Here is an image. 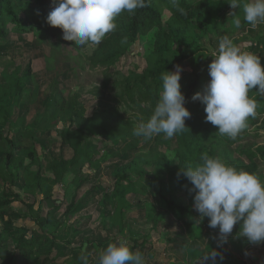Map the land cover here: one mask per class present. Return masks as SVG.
<instances>
[{"label":"rangeland","instance_id":"1","mask_svg":"<svg viewBox=\"0 0 264 264\" xmlns=\"http://www.w3.org/2000/svg\"><path fill=\"white\" fill-rule=\"evenodd\" d=\"M231 13L230 5L209 13L203 22L196 23L188 31V39L174 42L172 54L179 59L178 65L183 69L181 82L189 78L191 62L195 57L192 54L194 47L201 46L205 50L202 55H210L212 61L214 58L211 55L217 50L219 41L224 36L233 40L242 51L257 54L264 66V22L253 27L244 21L242 12L237 16L241 26L236 28L234 19L237 17H232ZM162 18L164 22L169 21V13L164 12ZM155 31L153 28L144 35H139L130 50L112 66H101L91 60L95 44L86 47L63 45L44 29L37 27L27 33L10 32L0 40V87L9 76H21L28 66L31 67V77L25 79L27 94L23 102L12 111L14 123L11 125V119L9 121L5 116L0 118V192L11 188L22 198V202L14 201L8 206L4 218H0V227L10 234L18 233V228L23 226L36 228L29 217L40 212L42 215H49L52 222H57V240L61 244L60 249L39 251L32 256L31 264H67L71 260L78 263L76 254L81 256L82 264H98L99 256L109 243L123 238L132 246L134 239H142L143 236L149 239L143 249L146 264H168L169 260L159 245L156 251H152L153 240L160 233L158 229L164 230L170 222L178 221L177 217H165L155 223L152 218H147V205L153 204L156 209H161L165 206V198H170L178 204L188 206L189 199L176 185L166 186L168 174L161 167H172L177 163L174 140L162 134L150 139L135 135L139 123L150 117L142 110L149 105L143 98L138 97L135 90L132 92L133 99L126 92L127 87L134 83V78L152 62ZM58 90L65 92L63 97L73 96L77 104L85 107V118L109 108L112 115L129 122V130L128 134L123 128L116 132H104L93 124L92 126H96L90 132L86 130L81 140L90 156L81 158L74 171L68 173L59 186H54L51 197L44 201L40 199L41 194L24 191V177L11 183L2 174L3 154L6 150L4 138L9 137L13 141L20 139L25 144L34 141L37 157L43 168L54 157L62 155L70 158L72 150L62 142L68 122H59L48 130H37L32 126L44 114L50 98L58 96ZM254 90L256 94L257 90ZM258 93L264 95V92ZM263 118L264 113L256 110V116L249 117L247 130L262 132L260 123ZM22 125H25L24 129L20 128ZM257 145L264 148V134L259 137ZM144 157L149 159V164L144 166L143 179L139 180L135 175L119 176L121 183L131 188L126 194L129 207L123 215L120 229L118 223L122 214L116 211L114 203L103 209L104 196L113 187L116 179L113 175L115 167ZM257 160L260 163L259 178L264 182V157L259 155ZM31 170H37V166L33 164ZM9 171L15 172V168ZM79 178H84L85 181L76 190ZM73 198L76 205L68 216L66 208ZM29 204L32 205L31 209L27 207ZM190 212L198 218L193 202ZM25 213L27 217L24 216ZM180 217L189 236L186 223L190 221V216ZM196 219L192 221L196 232L205 235L210 233L217 238H213L216 242L213 240L206 244L205 251L208 253L209 250L210 253L218 250L227 258L226 261H217L218 264H264V242L241 248L234 239L233 228L228 237L231 242L229 246L221 240L223 237L220 236L218 228L208 226L207 217L199 224ZM153 223L156 224L155 227ZM158 224L160 226L157 229ZM90 239L95 243L102 242L103 245L98 247L93 244L94 247H91L87 243ZM8 246L13 248V240L8 242ZM67 246L70 248L67 249ZM136 249L137 247L131 250L136 252ZM196 260L197 258H189L186 264Z\"/></svg>","mask_w":264,"mask_h":264},{"label":"trees","instance_id":"2","mask_svg":"<svg viewBox=\"0 0 264 264\" xmlns=\"http://www.w3.org/2000/svg\"><path fill=\"white\" fill-rule=\"evenodd\" d=\"M228 2L229 0H146L144 8H139L134 13L125 11L116 17V30L106 34L103 40L96 45L91 60L101 66H112L130 50L139 35H144L155 28L152 62L134 78V83L126 89V92L131 94L132 99V92L135 90L138 97L143 98L148 103L149 107L142 110L151 116L162 92L161 77L164 71H174V67L179 64V59H176L172 54L174 42L188 39L187 33L196 23L203 22L209 13L230 5ZM246 2L248 0H241V6L232 9V17L235 18L243 12V4ZM56 6V0H0V40L7 37L10 32L27 33L37 27L44 29L63 45L74 47L92 45L88 43L84 46H78L73 41H66L63 39L60 28L51 27L46 23L47 14ZM164 12L169 13V21L167 22H164L162 18ZM203 51L205 52L201 46L196 45L194 47L192 54L195 57L191 62L189 78L182 80V82L179 81L180 90L185 96L184 106L189 110L191 116L185 120V126L188 129L185 128L183 132L171 137L175 142L177 163L172 167L161 166L168 174L166 186L176 185L179 187L182 193L187 195L189 204L185 206L170 198H165V206L161 209H156L153 204L147 205V218H152L155 223L165 217L190 216V221L186 223V230L192 239L199 235L192 224L196 217L190 212L195 193L189 191L192 188L191 183L182 175L178 176L181 169L202 163L201 157L206 153L210 157H220L230 165L254 173L259 177L260 163L257 156L264 157V148L257 145L261 133L250 132L246 127L235 139L222 136L217 131L216 126L206 122L204 106L199 101L191 99L193 94L202 91L205 84L210 80L207 69L211 63L210 55L204 57ZM29 77H31L30 66L21 76H9L6 83L0 87V118L5 116L9 121L11 119V125L14 123L12 121L13 109L23 102L27 94L25 79ZM64 93L58 90V96L54 95L50 98L44 114L37 121H34L32 126L37 130H48L59 122H68L62 142L71 148L72 156L70 158H65L62 155L54 157L43 168L38 160L34 141L25 144L20 139L13 141L9 137L4 138L6 150L3 154L2 174L6 178L8 177L11 183L20 177H24L26 179L23 185L24 191L29 194L39 193L42 195L40 199L44 201L51 197L54 186H59L64 177L74 171L81 158L90 156V152L82 145L81 141L86 130L90 132L92 127L94 128L96 125L104 132L110 130L116 132L117 129L123 128L128 134L129 130V122L112 115L109 108L85 118L83 116L85 107L77 104L73 96L63 97ZM249 96L257 102L256 110L264 113V95L259 94L258 91L255 94L253 89L250 90ZM248 122L249 118L247 126ZM93 124L96 125L92 126ZM260 126V130L264 131V118L261 120ZM23 127L25 125L20 128L24 129ZM33 164L37 166L35 171L31 170ZM146 164H149V159L144 157L115 167L113 170L116 179L113 187L105 194V204L102 207L105 209V206L111 203L116 205V211L122 214L118 223L120 229L123 224V215L129 207L126 194L131 191V188L122 184L119 176L135 175L141 180ZM12 168H15L13 173L9 171ZM84 181V178H79L75 189L81 187ZM14 201L22 202L19 193L11 188L8 191L0 192L1 219L4 218L8 206ZM75 205L76 202L73 198L66 208V215L69 216L72 213ZM27 207L31 209L32 205L29 204ZM24 216L27 217V214L25 213ZM29 218L35 223L36 228L29 229L23 226L18 228V233L10 234L6 229L0 227V264H31L32 256L39 251L52 248L60 249L61 244L57 240L56 234L57 222H52L49 215H42L40 212L30 215ZM239 228V224L234 226V237L238 245L241 248L251 245L252 243L246 238L238 235ZM211 237L217 239L215 236L211 235ZM10 240H13L12 249L8 246ZM148 241L146 236H143L142 239H134V245L131 246V249L139 247V252L143 254L144 246ZM87 243L91 247H94L93 244L98 247L103 245L102 242L95 243L92 239L88 240ZM66 248L70 247L67 246ZM76 260L78 263L71 260L67 264H82L81 259L76 257Z\"/></svg>","mask_w":264,"mask_h":264},{"label":"clouds","instance_id":"3","mask_svg":"<svg viewBox=\"0 0 264 264\" xmlns=\"http://www.w3.org/2000/svg\"><path fill=\"white\" fill-rule=\"evenodd\" d=\"M56 3L47 14L46 23L60 28L63 39L78 46L98 45L106 34L116 30L119 14L134 13L146 6V0H56ZM228 3L232 9L241 6V0ZM243 12L244 21L253 27L264 22V0H248L243 4ZM234 26H241L238 17ZM211 57L214 59L208 66L210 80L191 99L204 106L206 122L216 126L222 136L235 139L247 127L248 118L256 116L257 102L249 92L253 89L264 92V66L257 54L242 51L227 36L220 39ZM182 71L180 65H176L175 71H164L159 100L151 116L139 123L135 135L150 139L163 133L171 138L187 128L185 120L191 113L184 106L185 96L180 90ZM201 160L202 163L189 165L178 173L191 183L189 191L195 193L196 223L207 217L208 226L218 228L224 238L239 224V236L252 244L264 242V182L256 174L238 169L220 157L205 153ZM217 254L214 250L206 253L213 259ZM98 264H146V260L141 252L131 250L129 241L120 238L108 244Z\"/></svg>","mask_w":264,"mask_h":264},{"label":"crops","instance_id":"4","mask_svg":"<svg viewBox=\"0 0 264 264\" xmlns=\"http://www.w3.org/2000/svg\"><path fill=\"white\" fill-rule=\"evenodd\" d=\"M260 133L263 135L264 131ZM167 218L169 219V217ZM177 220L178 221L170 222V225L164 230L158 229L160 226V224H158L157 229L160 230V233H158V237H155V239L153 240L154 248L152 251H156L157 245H159L162 249V253L167 256L169 260L168 264H186L189 258L190 260L197 258V260L188 264H218L217 261L227 260L225 256H222L220 254L216 247L214 248L217 250L218 254L214 259L206 255V244L214 240L210 238L211 235L209 233H207L206 235L203 233H199L196 238L192 239L188 236V234H186V231L184 230L185 226L182 223V217H177ZM228 237H223V239L221 240H223L227 245L230 246L231 242L229 241ZM135 251H139V247H137ZM77 257L80 259L81 256L77 254ZM222 264L231 263L225 262Z\"/></svg>","mask_w":264,"mask_h":264}]
</instances>
